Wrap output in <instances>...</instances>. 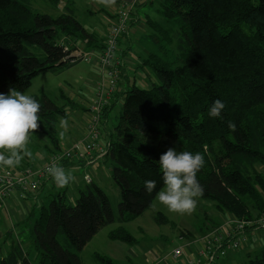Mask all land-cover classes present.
<instances>
[{
    "label": "trees",
    "instance_id": "16d2710c",
    "mask_svg": "<svg viewBox=\"0 0 264 264\" xmlns=\"http://www.w3.org/2000/svg\"><path fill=\"white\" fill-rule=\"evenodd\" d=\"M44 1L53 8L62 5L61 13L52 17L33 12L28 0H0V93L12 88L25 93L35 77L68 65L62 43L70 49L104 47L99 33L78 22L79 0ZM143 6L154 8L152 15L139 14ZM134 8L129 29L145 28L158 53L137 57L133 68L147 70L153 79L147 88L136 85L135 77L130 81L122 65V86L101 114L102 124L118 107L101 159L119 192V220L131 222L151 207L162 187L159 157L170 147L204 156L197 173L203 188L200 202H210L221 216L244 221L264 214V0H143ZM97 12L110 15L104 5L89 14ZM129 33L120 41H128ZM129 50L122 51L121 58ZM32 97L41 104L39 130L32 135L47 136L58 150V119L70 101L58 106L45 95ZM215 100L225 105L217 117L209 115ZM146 180L157 182L151 193ZM60 190L34 204L26 216L28 249L11 242L0 264H32L31 256L35 264H82L77 253L114 221L110 201L94 181L78 191L73 205ZM217 223L206 218L196 240L214 231L224 234L225 224ZM245 231L247 242L238 250L226 248L228 240L220 243L225 254L218 260L241 246L251 250L252 229ZM59 236L68 248L59 243ZM109 238L128 245L134 241L121 228ZM179 239L188 248L195 241L184 232ZM100 261L113 264L110 259ZM244 264H264V250Z\"/></svg>",
    "mask_w": 264,
    "mask_h": 264
},
{
    "label": "rangeland",
    "instance_id": "374dc122",
    "mask_svg": "<svg viewBox=\"0 0 264 264\" xmlns=\"http://www.w3.org/2000/svg\"><path fill=\"white\" fill-rule=\"evenodd\" d=\"M29 7L33 12L39 14H47L49 16L55 17L61 13L60 8H53L48 2L44 0H28ZM93 4V5H91ZM101 4H97L95 0H79L76 3L75 16L80 24L85 29H92L97 26L102 29L98 22L101 21L105 24L102 16L97 13L89 14L93 9L98 10ZM135 9V8H134ZM133 9V10H134ZM154 8H149L143 6L138 9L139 14H151L154 12ZM99 20V21H98ZM135 33L134 40L128 42L129 47L125 46L126 50L131 48L126 57L128 65L131 69L127 70L128 78L133 80L135 77L136 85H148L153 79L149 76H145L144 71L133 69L134 65L137 63V57H144L152 53H158L156 51V44L154 41L148 40L147 32L145 28L139 26L131 29L130 34ZM131 45V46H130ZM133 71L135 73H133ZM98 76L96 69L93 65L84 62H78L74 65H62V67L56 68L53 72H46L35 77L30 88L24 93L30 96H40L45 95L48 99L54 101L58 106L62 105L67 99L70 101L69 106L73 102L77 108H81L82 118H80V111L76 109L69 110L70 116L65 119L68 120V131L72 132L74 129L79 130V125H81L86 117V113L83 111L86 104L90 102L93 98L95 85L98 83ZM72 98V100H70ZM118 108V107H117ZM110 113L107 120V128H111L116 123V118L119 113L118 109ZM116 117V118H115ZM61 118V117H60ZM57 124V140H61L59 135L60 129L59 121ZM64 118V117H63ZM72 127V128H71ZM101 131V128H100ZM65 133L64 136L68 133ZM102 133V131H101ZM64 138V137H63ZM75 133L74 139H79ZM50 140L47 136L32 135L31 142L28 147L32 152V157L29 158L28 163L36 162L38 164H44V152L45 146L49 145ZM4 151V150H0ZM27 157L23 160L25 164ZM104 164L103 160H98L92 164V166H87L88 172H85L83 168L76 170V175L72 171V174L76 177L75 181L70 184L67 188L66 197L71 205L75 203V199L78 197V191L82 190L86 185L84 182V175H89L91 178H95L94 182L103 190L107 195L111 210L114 215L113 223L104 226L100 231L86 244V246L77 253L82 264H105L101 262V258L110 259L113 264H164L166 258H169L171 251L178 247L183 246L184 241H180L179 235L181 232L188 234L193 240L197 239V236L204 229L205 219H211L213 221L221 222V226L229 221V216H221L218 212L213 209L210 202H200L197 199V206L194 212L191 214H176L169 212L168 209L162 205L157 196L153 200L151 207L146 210L140 217L136 218L131 222H121L118 216V203H119V192L117 187L111 180L107 165ZM16 168H20L16 167ZM16 168H9L16 170ZM260 171L264 175V166L260 168ZM49 187L47 186L45 192L49 193ZM44 202L47 198L43 199ZM161 216L158 221L155 220L157 215ZM25 219L22 224H18L16 231L20 233V240L15 242H20L21 247L24 245V249H28L27 237L25 232V227L28 226L29 222ZM217 223V224H218ZM16 227V226H15ZM122 229L126 231L133 238V243L128 245L118 240H112L109 238V233L117 229ZM260 235V240H264V234L261 231L258 232ZM189 239V238H188ZM59 243L67 247V242L62 236L58 238ZM183 244V245H182ZM241 251H243V246H241ZM3 250V248H2ZM252 250H256L253 248ZM263 249H258L257 251H247L250 253L248 256L241 254L237 256L235 264H244L248 259L254 258L255 255L261 252ZM4 250L2 251V253ZM193 252L192 248L184 247V254L177 261L180 262L185 255ZM240 253V252H239ZM32 264H35L33 256H31ZM215 264H230V260L226 257H222L215 262Z\"/></svg>",
    "mask_w": 264,
    "mask_h": 264
},
{
    "label": "built area",
    "instance_id": "2783aa9c",
    "mask_svg": "<svg viewBox=\"0 0 264 264\" xmlns=\"http://www.w3.org/2000/svg\"><path fill=\"white\" fill-rule=\"evenodd\" d=\"M141 1L143 0H130L129 2L120 0L117 5L111 7V22L107 23L105 32L101 35L104 40L102 51H84L78 47L70 49L62 43L64 50L69 53L64 62L66 61L68 64L84 62L93 65L99 80L95 85L93 98L85 107L87 117L83 135L79 139H70L58 150L51 152L43 165H35L19 172L0 167V206L12 194L19 193L20 197L25 199L28 195L38 192L42 181L50 180L47 172L49 166H61L65 161L91 162L96 158L92 157L94 153H97L99 158L106 154V148L100 144V140H102L101 114L116 92L121 67L124 65V61L120 57L119 41L122 36L131 31L129 29L130 16L135 5ZM94 10L95 12L98 11ZM144 73L148 76L146 72ZM143 86L144 88L148 87L146 84ZM84 180L89 183L91 178L86 175ZM26 201L27 205L30 206L25 213L27 216L35 201ZM225 228L224 234L217 231L210 232L189 243L193 252H190L191 256L187 255V259H182L180 262L177 260L183 256L185 246L174 248L164 264H214L219 257L225 254L223 251L225 249H220L221 242L228 240L226 248L238 250L241 243L247 242L245 233L247 228L252 229L254 241L257 240L259 231L264 234V214H260L249 221L230 217L229 221L225 223Z\"/></svg>",
    "mask_w": 264,
    "mask_h": 264
},
{
    "label": "clouds",
    "instance_id": "9594fccd",
    "mask_svg": "<svg viewBox=\"0 0 264 264\" xmlns=\"http://www.w3.org/2000/svg\"><path fill=\"white\" fill-rule=\"evenodd\" d=\"M97 4L113 7L116 0H95ZM225 105L220 100L212 103L209 115L217 117ZM41 104L32 96L12 88L8 94L0 93V166L16 168L25 157L31 158L28 145L32 134L39 130ZM59 135L64 137L68 129V120L61 117ZM230 130L235 131V124L229 122ZM204 156L201 153L177 151L170 147L159 157L162 170V187L156 193L158 201L169 212L191 214L197 206V198L203 195V188L197 180V173L204 167ZM48 175L58 187H67L76 177L72 171L60 165L47 169ZM148 193L156 189L155 180H146Z\"/></svg>",
    "mask_w": 264,
    "mask_h": 264
},
{
    "label": "crops",
    "instance_id": "0c3cea01",
    "mask_svg": "<svg viewBox=\"0 0 264 264\" xmlns=\"http://www.w3.org/2000/svg\"><path fill=\"white\" fill-rule=\"evenodd\" d=\"M93 5V4H91ZM100 8L98 7V10ZM107 11L109 12V16H106L104 13H99L98 15L102 16L103 18V21L105 20V24H102L101 21L98 22V25H101L103 28L100 29L98 28L97 26H95L93 28V30H95L97 33H99L100 37L102 34H104L105 32V29H106V26H107V23L109 24L111 22L110 18L111 17V7H108L107 8ZM93 12H95V10L93 9ZM110 20V21H109ZM92 28V27H91ZM135 33H132L130 34L129 33V36H128V41L122 39L119 43V48H120V57H121V53L122 51H125L126 48L125 46L129 47V44L128 42L131 41V40H134V35ZM102 38V37H101ZM131 46V45H130ZM78 48H82L84 51H88V50H95L96 49H85L83 46H79ZM132 48V47H131ZM130 48V50H131ZM128 55H126L127 57ZM126 57L123 59L121 58L123 61H124V66L127 70H130L131 68L128 66L130 64H128V61L126 59ZM77 64V63H76ZM69 66L71 65H74V64H68ZM133 66H134V63H133ZM97 73V72H96ZM146 76V75H145ZM149 77V76H147ZM120 81V80H119ZM123 82V81H122ZM120 83V82H118ZM119 88L122 86L121 85H118ZM142 87L144 88V86L142 85ZM116 93V92H115ZM72 100V98L70 99ZM73 101V100H72ZM119 104H121V100L118 101V106ZM76 105H73V102L71 103V106H68L66 107V112L64 114V118L68 117L71 115V113H69V110L71 109H74ZM76 109L79 110L81 113H80V118H82V111H81V108H77L76 106ZM86 108H84V112H85ZM86 117H87V113H86ZM86 117L84 118V121L81 125H79V130L77 131L76 129H74V131L72 132H67L69 135L68 137L67 136H64V138H61L60 141H58V146L59 148L63 145H65L66 143H68V141L72 138H74V135L75 133L77 134V137H82L83 135V131H84V124H85V120H86ZM72 128V127H71ZM101 131H102V140H100V144L102 146H105V143L107 141V134L109 131L108 128H107V120L103 121L102 124H101ZM112 129V128H111ZM68 131V130H67ZM50 146H45V152H44V155H43V158H44V162H46V158L48 157V155L53 152V151H56L54 150V146L52 144L49 143ZM51 151V152H49ZM92 157H96L94 158L91 162H82V163H79L78 166L77 162H73V163H63L61 166L64 167L65 169H69V170H72L74 172V175H76V170L80 169V168H83L85 172H88L87 170V166H92V164L98 160H102L101 158L97 157V153H94V155ZM29 158H27V162L24 164L23 162L21 163L20 165V168H16V172H19V171H24L26 168H32L33 166L35 165H43V164H38L36 162H32V163H28V160ZM105 164V163H104ZM106 166V165H105ZM2 167V166H0ZM18 169V170H17ZM12 170V169H11ZM14 171V170H13ZM86 175H84L85 177ZM94 177L96 178V176L94 175ZM91 178V176H90ZM95 178H91L90 182L91 181H94ZM82 183H85V184H88L86 183V181L84 180V182L82 181ZM71 184V183H70ZM70 184L67 186V187H58L52 180V178L50 177V180H47V181H42L41 185H40V188L38 190V192H36L35 194H32V195H28L25 199L21 198L19 193L14 195L12 194L8 199H6L4 201L3 204H1L0 206V257L2 255L5 254V251H6V247L8 245H10L11 242H15V241H19L20 239V233L16 231V228H17V225L18 224H22L23 221L25 220L26 218V215L25 213L27 212L28 208L30 206L27 205V201L26 200H34L36 204L37 202H44L43 199H45L44 197H46V195H49V193H55L57 190H64L65 191V194L66 196L68 195L66 193V190L67 188L70 186ZM49 187V193L48 192H45V189L46 187ZM60 190V192H61ZM33 207V206H32ZM31 210V209H30ZM16 226V227H15ZM263 234V233H262ZM19 239V240H18ZM18 244L21 245L20 242H17ZM27 245H28V242H27ZM25 246V245H24ZM23 246V247H24ZM2 248L4 250V252L2 253ZM253 248H256V250H252ZM264 248V240H260V235H257V240L253 243V245L251 246V252L252 251H257L258 249H263ZM247 249L246 247L243 248V251H238L237 253H230L227 255V259L230 260V264H235V258L237 256H240L241 254L243 255H247ZM249 251V250H248ZM240 252V253H239ZM187 255H190V253H188ZM187 255L184 256L183 259H187ZM191 256V255H190Z\"/></svg>",
    "mask_w": 264,
    "mask_h": 264
},
{
    "label": "water",
    "instance_id": "95a60500",
    "mask_svg": "<svg viewBox=\"0 0 264 264\" xmlns=\"http://www.w3.org/2000/svg\"><path fill=\"white\" fill-rule=\"evenodd\" d=\"M126 1H128V2H129L130 0H126ZM62 64H63V63H62V62H60L58 65H62Z\"/></svg>",
    "mask_w": 264,
    "mask_h": 264
}]
</instances>
